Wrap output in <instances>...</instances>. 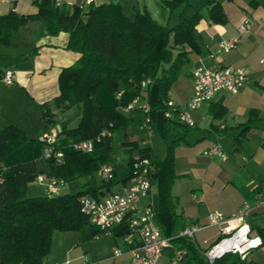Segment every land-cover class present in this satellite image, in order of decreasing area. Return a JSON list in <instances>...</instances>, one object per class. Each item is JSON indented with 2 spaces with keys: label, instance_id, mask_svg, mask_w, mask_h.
I'll return each mask as SVG.
<instances>
[{
  "label": "trees",
  "instance_id": "1",
  "mask_svg": "<svg viewBox=\"0 0 264 264\" xmlns=\"http://www.w3.org/2000/svg\"><path fill=\"white\" fill-rule=\"evenodd\" d=\"M191 1L162 0L169 13L178 11L172 25L169 21L158 23L145 7H133V14L128 15L118 0L91 3L86 9L81 5H57L55 0H32L36 9L33 14L10 11L0 15V56L12 46V36L28 23L39 25L40 36L66 33V49L78 54L72 65L60 70L58 94L40 104L45 129L56 124L58 115L72 109L76 112L73 125L58 124L52 148L62 153L59 162L44 160L47 169L40 168L37 160L42 155L43 144L28 138L17 126L0 128V264H44L54 231L77 232L83 240L100 235L101 231L80 211V200L85 196H104L112 192L113 185L128 180L135 156L148 159L152 166L157 195L154 216L162 235L175 237L186 227L171 194L177 178L173 150L193 128L165 118L164 112L169 90L188 62V53L199 52L195 25L203 18L201 10L207 11L212 22L225 21L217 0H202L198 8ZM36 52L37 47H33L29 55ZM135 98L148 106L145 115L167 144V155L160 160L150 147L124 141L128 153L125 168L119 175L114 170L109 181H97L95 174L108 156L113 132L125 130L133 120L119 108ZM85 140L93 141L91 152L73 148V144ZM184 143L188 144L186 140ZM39 174L65 183L84 181L75 192L28 197V185ZM113 232V236L120 237L126 230L121 227ZM259 235L264 239V232L259 231ZM171 241L186 251L180 264L192 259L189 252L197 251L183 237ZM213 264L244 262L237 255L226 254Z\"/></svg>",
  "mask_w": 264,
  "mask_h": 264
},
{
  "label": "crops",
  "instance_id": "2",
  "mask_svg": "<svg viewBox=\"0 0 264 264\" xmlns=\"http://www.w3.org/2000/svg\"><path fill=\"white\" fill-rule=\"evenodd\" d=\"M55 1L67 7L81 5L86 9L87 6L83 5L82 0ZM101 1L105 0H97V3ZM119 1L123 3L125 11L129 6L139 8L132 0ZM217 1L224 13L225 21L212 22L207 17V11L201 10L203 18L195 25L199 52L188 53V62L182 66L177 80L171 86L167 102L179 107L181 111L185 110V104L192 94L191 71L196 67L242 68L247 73L248 81L237 93L218 92L210 102L189 111L195 124L192 131L202 136L199 140H207L209 135L213 137V141H206L203 148L206 150L214 145L220 147L222 144L231 156L228 158L223 152L227 158L224 161L220 159L223 163L221 166L216 165L213 160L208 161L210 165H214L215 171L208 173V178L201 180L200 184L194 187L195 191H199L196 201L205 205L202 214L191 215L183 209L178 211L176 204L175 209L180 215L181 223L187 227L205 224L208 214L214 212L225 216L237 215L242 210L243 203H247L251 206V211L243 220L249 224L253 234L260 236L259 231L264 232V62H261L264 60V0ZM199 2L201 6L203 1ZM10 11L19 15H29L35 13L36 9L32 0H0V15ZM177 12V10L168 12L166 22H176ZM244 19H248L251 26L247 33L240 36L236 47L227 53L218 52V43L235 37L238 26ZM29 24L31 28L34 26L36 31L33 30L28 46L34 43V47H37L36 54L29 55L32 48L28 51L19 52V48L9 51L11 46L0 56V128L14 125L22 129L25 135L29 133L31 136L28 138L37 139L43 132L58 131L57 124H65L61 114L57 116L54 126L45 129L41 120L40 104L58 94L57 79L60 70L72 65L78 54L66 49V33L40 36L39 25ZM7 71L11 73L10 83L4 81ZM34 127L36 129L33 132H28ZM185 145L192 144L188 142ZM44 166L43 169H47L46 163ZM186 173L184 171L177 175H181L184 180L183 176ZM176 180L177 178L174 182ZM69 189L64 182L61 193ZM153 194H156L155 187L151 190V204ZM172 196L175 203L177 196L174 194ZM191 199H194V196ZM257 200L262 204L258 206ZM148 203L149 199L142 207ZM155 225L161 230L159 225L156 223ZM235 225L236 222L231 226ZM204 232L208 233L203 235ZM198 233L200 235L198 238L194 237L193 243L197 251L194 254L189 252L192 259L183 264H207L202 252L217 241L219 228L209 226L196 232ZM103 236L113 239L112 247L116 245L121 251L125 250L123 244L121 246L117 244L116 240H120L119 237ZM179 246L174 243L167 248L157 264H169ZM95 257V260H90L91 262L79 258L77 264H130L127 254L113 258L111 251V255L106 258L101 255ZM48 260L49 257L45 259ZM249 260L254 264H264V239L262 244L250 253Z\"/></svg>",
  "mask_w": 264,
  "mask_h": 264
},
{
  "label": "built area",
  "instance_id": "3",
  "mask_svg": "<svg viewBox=\"0 0 264 264\" xmlns=\"http://www.w3.org/2000/svg\"><path fill=\"white\" fill-rule=\"evenodd\" d=\"M85 4L96 3L97 0H83ZM57 5L60 3L57 2ZM251 22L244 19L238 26V33L235 37L221 40L217 45L218 52L227 53L234 49L241 35L247 33ZM261 62H264L262 60ZM192 94L185 104V110H180L171 102H167L164 117L175 119L189 128L195 126L189 115V111L197 109L204 103L210 102L216 93L227 92L237 93L248 81L247 73L242 68H230L216 66L212 69L196 67L191 71ZM11 73L5 72L4 81L10 83ZM122 93L120 91L117 97ZM136 108L142 111L145 124H149V117L145 115L148 106L141 103L139 98L133 99L126 107L119 109L126 113L134 111ZM222 128V127H221ZM57 132H43L39 141L43 144L42 159H54L59 162L62 153L53 151L52 145L57 139ZM93 141L85 140L73 144V148L83 152L93 150ZM209 157H218L226 160V155L218 145H214L204 151ZM100 180L109 181L113 178L114 168L102 164L97 170ZM151 178L152 166L148 159L135 156L132 162V174L128 180L121 184L116 191L104 196L94 198L91 196L82 197L80 200V211L87 216L89 222L101 231L102 235L112 236L113 230L125 228L126 233L119 238L125 246L121 251L116 245L111 249L112 257L116 258L122 254L129 255L130 264H157L163 252L171 247L172 239L183 237L194 243V234L209 226L219 228L217 241L203 252V257L207 264H213L215 260L226 254L237 255L244 264H254L249 260L250 253L262 244L260 236L253 234L246 218L251 211V206L243 203L242 210L237 215L225 216L214 212L207 216V221L203 225H190L179 231L175 237H165L155 225L153 220L154 212L151 204ZM1 181V179H0ZM35 182L43 187L47 196H56L61 193L64 181L49 178L45 174H39ZM148 197L149 203L142 208L138 207L140 200ZM258 206L262 204L257 200ZM236 222L235 226H231ZM186 251L177 248L169 264H180Z\"/></svg>",
  "mask_w": 264,
  "mask_h": 264
},
{
  "label": "rangeland",
  "instance_id": "4",
  "mask_svg": "<svg viewBox=\"0 0 264 264\" xmlns=\"http://www.w3.org/2000/svg\"><path fill=\"white\" fill-rule=\"evenodd\" d=\"M83 1V0H82ZM107 1V0H105ZM119 1V0H118ZM127 1V0H125ZM131 1V0H129ZM201 0H192L191 3L197 8L200 6ZM132 2L139 7V9L145 8L148 10L150 15L155 19L158 23L164 24L168 17V11L163 6L162 0H132ZM85 3H83L84 5ZM126 14H133V7L129 6L126 9ZM174 22H170L172 25ZM24 30L20 29L15 35L12 36V48L9 51L14 50L15 48H19L20 50L28 51L33 48L35 45L30 44L29 40L33 36V30L35 27L31 24H27ZM30 27V28H29ZM34 27V28H33ZM12 64L13 62L10 61ZM199 110H197V113ZM127 116L131 117L133 120L131 124L125 130H117L113 132L111 148L108 151V156L105 159L103 164H107L114 168V170L118 173L125 168L128 153L127 147L122 143L124 141H135L138 146L144 147L148 146L151 148L152 154L162 160L167 155V144L163 141L162 137L156 130L153 124H145L143 120V113L140 110L130 111L125 113ZM191 116V115H190ZM63 119L65 124L75 123L76 121V112L74 109L69 110L63 114ZM30 128L28 132H33ZM27 137H30L29 133H27ZM42 134V133H41ZM39 135V137L41 136ZM39 137L37 140H39ZM202 136L194 131H189L185 139L192 144L190 146H186L184 140L180 141V145L174 148L173 152V167L175 174H180L182 172H187L181 178V175H177V180L174 182L172 194L176 195V207L177 210H184L188 214H196L203 213L205 210V205L202 202L196 201V196H198L199 191H195L194 187L197 184H200L201 180L208 178V173L214 172V165H210V162L213 160L216 165L221 166L223 163L218 157H207L203 155V151L205 150L203 147L206 145V141H213L212 136H207V140H199ZM199 140V141H197ZM196 142V143H195ZM200 144V146H198ZM220 148L229 158L231 153L225 149V147L221 144ZM37 164L40 168H44L45 162L41 157L37 160ZM95 178L97 181L100 180L97 173L95 174ZM83 179L75 180L70 183H67L70 188L68 192H75L79 189V186L83 183ZM122 183H117L112 186V191H116L120 188ZM154 187H152L153 189ZM44 189L40 185H38L35 181L28 185L27 196L28 197H38L44 196ZM194 199H191L193 198ZM191 197V198H190ZM148 201V197H144L140 200L138 207H142V205L146 204ZM154 222L158 225V222L153 217ZM201 233V232H200ZM194 234V237L198 238L200 235ZM208 232L202 233L206 235ZM117 244L121 246V240H116ZM172 242L170 245L174 244ZM113 245L112 238H106L102 234L97 237L91 239L83 240L80 237V234L72 231H54L52 234L51 247L49 251L48 261L44 260V264H74L79 263V258L83 259L85 262L89 260H95V256H107L111 255V247ZM175 246V245H174ZM203 255V252H202Z\"/></svg>",
  "mask_w": 264,
  "mask_h": 264
},
{
  "label": "water",
  "instance_id": "5",
  "mask_svg": "<svg viewBox=\"0 0 264 264\" xmlns=\"http://www.w3.org/2000/svg\"><path fill=\"white\" fill-rule=\"evenodd\" d=\"M57 129H59V125L57 124L56 125ZM155 175L153 174L152 175V178H151V186L152 187H155ZM152 209H153V212L156 213L157 211V195L156 194H153L152 195ZM47 259V257L45 258Z\"/></svg>",
  "mask_w": 264,
  "mask_h": 264
}]
</instances>
